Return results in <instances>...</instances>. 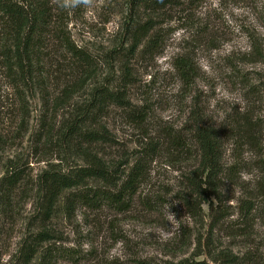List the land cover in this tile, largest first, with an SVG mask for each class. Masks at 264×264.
<instances>
[{
  "label": "rangeland",
  "instance_id": "374dc122",
  "mask_svg": "<svg viewBox=\"0 0 264 264\" xmlns=\"http://www.w3.org/2000/svg\"><path fill=\"white\" fill-rule=\"evenodd\" d=\"M59 5L71 40L91 55L96 73L83 85L79 81L87 77L86 68L49 41L37 72L24 80L20 98L7 60L0 56V264H25L26 246L43 232L48 239L31 264H47L50 258V264H172L192 258L198 234L210 222L208 203L201 221L190 218L184 206L191 196L190 179L199 174L192 112H200L208 126L228 129L250 112L261 121L264 146V63L244 62L252 44L264 52V0H180L163 11L156 31L163 37L160 47L144 48L145 40L135 55L129 53V0H93L88 6H64L62 0ZM180 58L194 67L191 88L175 69ZM249 84L262 87L261 92L252 94ZM102 88L119 92L124 102L97 112L93 106ZM101 125L111 142L88 144L78 138L80 131ZM170 135L187 139L186 147ZM223 150L225 165L240 155L252 157L248 146L236 151L231 139ZM86 151L116 169L122 180L141 163L131 208L70 207L74 192L105 187L88 180L65 190L47 219L45 174L86 166ZM12 175L19 181L8 188L4 179ZM229 186L218 210L227 216L215 228L217 242L237 254L259 247L264 264V226L250 239L231 229L240 193ZM183 230L191 232L189 246L170 251ZM234 231L237 236H230Z\"/></svg>",
  "mask_w": 264,
  "mask_h": 264
},
{
  "label": "trees",
  "instance_id": "16d2710c",
  "mask_svg": "<svg viewBox=\"0 0 264 264\" xmlns=\"http://www.w3.org/2000/svg\"><path fill=\"white\" fill-rule=\"evenodd\" d=\"M61 1L0 0V56L7 60L6 66L20 98L24 80L31 78L37 72L36 69L41 64L42 48L49 41L58 44L64 53L77 59L86 68L87 77L83 82L82 79L79 81L83 85L96 73V65L91 55L77 47L71 40L63 7L59 5ZM179 2L180 0H129L131 12L128 30L131 41L129 53L135 55L145 40H148V43L144 48L155 50L160 47L163 37L156 31L162 22L163 11L169 5H177ZM142 16H145V19ZM252 46L244 62L264 63V52L255 43ZM175 69L182 83L191 88L196 76L188 58L177 59ZM261 84L264 87V81ZM249 87L252 94H259L262 88L251 84ZM98 95V100L93 106L97 112L103 110L108 104H122L120 102L125 100L119 92L110 89L102 88ZM191 119L194 124L192 137L198 147L197 172L199 174L190 179L191 196L185 201L184 206L190 218L201 221L205 216L203 206L208 203L210 222L208 230L198 234L192 258L182 259L172 264H261L262 254L259 247L237 254L233 250L221 247L215 233L217 224L224 222L227 216L220 212L227 184H230L234 192L240 193L238 218L233 222L231 229L237 228L241 232L239 236L250 239L254 230L259 228L258 226H264V146L261 141L263 130L261 121L255 120L248 112L245 116L234 119L231 128L228 129L226 125L223 128H216L206 125L201 113L195 110L192 112ZM77 136L83 143L88 144L111 142L110 133L104 125L98 129H88L83 133L80 131ZM170 137L173 138L174 143L186 147L187 139H183L182 144L180 138L171 135ZM226 139L233 140L236 151L237 148L248 146L252 157L245 160L240 158V155L234 163L225 165L223 148ZM84 158L86 166L68 174H45L43 209L47 219L51 218L57 201L65 190L77 189L85 185L88 180L100 181L105 187L74 192L68 201L70 207L73 208L77 204L92 207L106 206L118 212H125L131 208L142 175L141 163L137 162L127 178L122 180L121 174L116 169H111L96 154L86 151ZM243 174H249L251 178L244 179ZM4 180L8 188H14L19 181L16 175L8 176ZM213 200L218 203L216 208H214ZM219 208L220 211H218ZM239 231H234L235 233H231L230 236H237ZM190 237L191 232L183 230L180 238L178 237L179 241L174 242L170 251L185 249L189 246ZM47 239L48 235L43 232L26 246L25 264H31L39 251L38 248ZM201 256L205 259L195 261V258ZM51 261L50 258L46 263L50 264Z\"/></svg>",
  "mask_w": 264,
  "mask_h": 264
},
{
  "label": "clouds",
  "instance_id": "9594fccd",
  "mask_svg": "<svg viewBox=\"0 0 264 264\" xmlns=\"http://www.w3.org/2000/svg\"><path fill=\"white\" fill-rule=\"evenodd\" d=\"M93 0H63V5L64 6H69V5H76L83 3L84 5L88 6L91 5Z\"/></svg>",
  "mask_w": 264,
  "mask_h": 264
}]
</instances>
